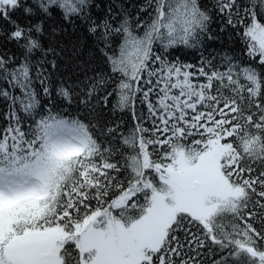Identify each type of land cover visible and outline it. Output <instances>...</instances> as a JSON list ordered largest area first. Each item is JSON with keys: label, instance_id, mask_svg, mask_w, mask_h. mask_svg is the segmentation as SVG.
I'll return each instance as SVG.
<instances>
[{"label": "snow or ice", "instance_id": "snow-or-ice-1", "mask_svg": "<svg viewBox=\"0 0 264 264\" xmlns=\"http://www.w3.org/2000/svg\"><path fill=\"white\" fill-rule=\"evenodd\" d=\"M0 103V264H264V0H0Z\"/></svg>", "mask_w": 264, "mask_h": 264}, {"label": "trees", "instance_id": "trees-1", "mask_svg": "<svg viewBox=\"0 0 264 264\" xmlns=\"http://www.w3.org/2000/svg\"><path fill=\"white\" fill-rule=\"evenodd\" d=\"M102 4L106 3L107 0H100ZM126 4L132 2V0H123ZM136 3H141L143 0H134ZM215 27V25H214ZM82 37V44L79 46V52H73V44L76 42L77 36ZM62 46L64 47V52L61 57L58 58L59 64V72L57 73V81L59 82L60 79H63L67 82H75L78 80H82L85 74V71L88 72V75H92V69L96 68V62L93 61L92 57L95 55V49L93 47L92 41L90 38H83V33L78 32L73 34L71 29L67 35L60 37ZM221 41L212 42V47L209 51L215 52L219 51H226L229 49L239 50L242 45L239 43L238 38L236 39L235 43H229L227 35L222 36ZM181 55L182 58L192 59V56H184L183 52L177 53ZM58 103H61L58 101ZM5 106L3 103H0V112L4 110ZM106 115L111 117L112 119H120L122 116L126 122L127 127L132 125L131 117L128 114L117 113L115 116H111L110 112H106ZM3 120L0 119V125H3ZM127 130V128H125Z\"/></svg>", "mask_w": 264, "mask_h": 264}]
</instances>
